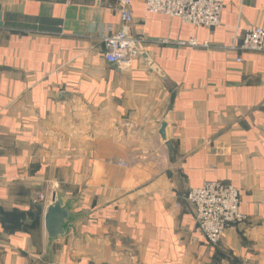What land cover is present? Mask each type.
<instances>
[{
	"label": "crops",
	"instance_id": "0c3cea01",
	"mask_svg": "<svg viewBox=\"0 0 264 264\" xmlns=\"http://www.w3.org/2000/svg\"><path fill=\"white\" fill-rule=\"evenodd\" d=\"M130 10L157 70L103 58L116 0H0V264H264V49H227L264 0H225L212 29ZM192 38L211 48L175 45ZM211 181L246 216L216 246L183 200ZM54 192L78 218L47 252Z\"/></svg>",
	"mask_w": 264,
	"mask_h": 264
},
{
	"label": "built area",
	"instance_id": "2783aa9c",
	"mask_svg": "<svg viewBox=\"0 0 264 264\" xmlns=\"http://www.w3.org/2000/svg\"><path fill=\"white\" fill-rule=\"evenodd\" d=\"M119 14L118 25H106L100 32L103 58L107 63L119 68H129L140 57L145 43L143 34L132 32L133 17L130 6L132 0H116ZM150 14H159L179 19L181 23L197 28L212 29L219 25L225 0H141ZM163 39L159 44L167 45ZM178 47L210 49L208 42L199 43L195 38L177 41ZM230 51L262 52L264 30L253 27L243 32L237 44L227 48ZM237 62L241 59L238 57ZM183 200L194 211L195 224L210 246L221 241L225 231L246 222L240 212L241 194L239 189L217 181L205 182L198 188L188 189ZM46 196L36 194V203H45Z\"/></svg>",
	"mask_w": 264,
	"mask_h": 264
},
{
	"label": "water",
	"instance_id": "95a60500",
	"mask_svg": "<svg viewBox=\"0 0 264 264\" xmlns=\"http://www.w3.org/2000/svg\"><path fill=\"white\" fill-rule=\"evenodd\" d=\"M140 56L151 65L152 69L157 70L155 65H152L150 59L145 53ZM164 128L165 125L161 124L159 135L164 141ZM73 201L65 199L59 192H54L46 201L44 210V238L45 248L50 252L52 244L70 233H74V222L78 218L72 211Z\"/></svg>",
	"mask_w": 264,
	"mask_h": 264
}]
</instances>
